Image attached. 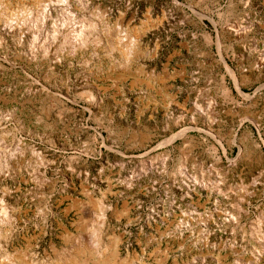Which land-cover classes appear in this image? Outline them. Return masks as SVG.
Returning <instances> with one entry per match:
<instances>
[{"label":"rangeland","instance_id":"1","mask_svg":"<svg viewBox=\"0 0 264 264\" xmlns=\"http://www.w3.org/2000/svg\"><path fill=\"white\" fill-rule=\"evenodd\" d=\"M50 1L0 0L38 23L0 34L1 263L96 253L99 225L113 264H264V0Z\"/></svg>","mask_w":264,"mask_h":264},{"label":"bare ground","instance_id":"2","mask_svg":"<svg viewBox=\"0 0 264 264\" xmlns=\"http://www.w3.org/2000/svg\"><path fill=\"white\" fill-rule=\"evenodd\" d=\"M50 1V0H49ZM40 2V1H39ZM51 2V1H50ZM50 2H49V4H50ZM2 3V2H1ZM42 4V3H41ZM47 5V4H46ZM8 6V5H7ZM25 10V9H24ZM24 10H19V11H16V12H14L13 14H11V15H8L7 13H6V15H4V14H1L0 15V17L5 21L4 23H6V24H4V26H0V34H2V35H7V34H9L10 32H18V35H19V37L20 38H22L23 37V32H25V28L27 29L28 27H29V25H31L32 24V22L33 23H36V22H34L35 20H33V19H31V20H33V21H31L30 19H29V15L31 14V12H29V14H27V13H25V11ZM45 10H46V12H47V9L45 8ZM10 11V10H9ZM4 12V11H3ZM1 13V12H0ZM42 15H43V17H44V14H45V11H44V14L43 13H41ZM47 14V13H46ZM46 14H45V17H46ZM33 15H35V14H33ZM37 15H39L38 13H37ZM38 17L39 16H37V20H38ZM1 18H0V21H1ZM31 18V17H30ZM35 18H36V16H35ZM42 18V16H40V20H42L41 19ZM47 19V18H46ZM36 20V21H37ZM39 21V20H38ZM43 21V20H42ZM45 21V20H44ZM92 22V21H91ZM1 23V22H0ZM42 23V22H41ZM45 23V22H44ZM13 24H15V25H13ZM36 24H38V23H36ZM9 25H10V27H9ZM40 25V24H39ZM38 25V26H39ZM12 26V27H11ZM43 27V26H42ZM29 29H30V27L27 29L28 30V32H29ZM35 28H33V30H34ZM94 29H96V24L95 23H90L89 24V26L87 27V28H85V27H83L82 29H80V31L79 32H77V34H75L74 33V35H76V36H74L75 37V40H74V42H73V40H72V42L74 43L73 45H76V48L77 47H82V46H85L89 41H90V38H91V31L92 30H94ZM26 30V31H27ZM37 31H40V29L38 30V29H36ZM35 30V31H36ZM58 30V29H57ZM32 31V30H31ZM35 31H33L32 33L34 34V32ZM53 31V30H52ZM55 31V30H54ZM60 31V30H59ZM64 31V30H63ZM42 32V31H41ZM61 32V31H60ZM60 32H58V33H60ZM65 32V31H64ZM73 32V31H72ZM30 33V32H29ZM71 33V32H70ZM43 34V33H42ZM64 33L62 32L61 34H59V35H63ZM93 34V33H92ZM66 35H69V34H66ZM72 35V34H71ZM70 35V36H71ZM30 36V35H29ZM38 36V35H37ZM40 36H42L41 34H40ZM40 36H38V38L40 37ZM56 36V35H55ZM58 36V35H57ZM56 36V37H57ZM64 36V38H66L65 37V35H63ZM73 36V35H72ZM108 36H109V38H110V48H111V50H117V49H119L118 47V45H121V38H124V40H125V42H124V44H123V50H122V58H123V61H124V64H125V67H126V69H128V66H129V63H130V61H131V59L133 58V56H135V54L136 53H138V36L137 35H135V34H133V33H131V32H126L125 31V33L123 34V36L121 37H119L118 35H117V37L115 38V37H112V35H111V33L109 32L108 33ZM7 37V36H6ZM16 37H17V35H16ZM34 37V36H33ZM35 37H36V35H35ZM60 37H62V36H60ZM1 38V37H0ZM19 38V39H20ZM26 38V37H25ZM29 38V37H28ZM42 38V37H41ZM49 38V37H48ZM47 38V39H48ZM1 39H3V38H1ZM0 39V40H1ZM18 39V40H19ZM35 39V38H34ZM50 39H53V40H55V38H50ZM62 39H63V37H62ZM67 39H69V38H67ZM67 39H63V41L64 40H67ZM94 39V38H93ZM92 39V40H93ZM118 39H119V41H118ZM20 40H22V39H20ZM37 40V38L35 39V41ZM43 40H45V39H43ZM49 40V39H48ZM70 40H71V38H70ZM101 40V38H96L95 40H94V42H96V43H98L99 41ZM123 40V41H124ZM24 41V40H23ZM32 41V40H31ZM34 40H33V44H34V42H35ZM47 41V40H46ZM50 41V40H49ZM52 42V41H51ZM50 42V43H51ZM68 42V41H67ZM63 43H65V42H63ZM70 43H71V41H70ZM69 43V44H70ZM43 44V43H42ZM46 45L48 46V45H51V44H47L46 43ZM72 45V46H73ZM45 49V48H44ZM121 49H122V47H121ZM48 50V49H47ZM235 79V78H234ZM236 84V83H235ZM226 89V92L228 93V90H227V88H225ZM239 89V88H238ZM240 93H241V91H239ZM210 105V104H209ZM211 106V105H210ZM208 107V110H210V108L211 107ZM196 108H197V106H196ZM212 112V111H211ZM150 163V162H149ZM146 165V164H145ZM141 166V167H139V168H137V169H135V170H133V171H131L130 172V177H129V179H128V181L126 182V183H128L127 184V186H129V185H132L133 184V182H135V181H138L139 179H141L142 177H144V176H146L147 174H151V173H154V172H157V170H158V167H157V165L155 164V163H151L150 165H148V166ZM1 169V168H0ZM0 172H2V171H0ZM28 173V172H27ZM35 173H37V172H35ZM37 174H39V173H37ZM2 175V174H1ZM35 176V175H34ZM38 177V176H37ZM39 178V177H38ZM40 179V178H39ZM44 179V178H43ZM36 180V179H35ZM42 180V179H41ZM127 180V179H126ZM214 181V180H213ZM41 182V181H40ZM218 183V180L216 181L215 180V182H211L210 181V183H208V184H205V187H206V185H207V187H209V188H211L212 190H214V191H216L217 192V190L219 189V185L217 184ZM39 186V185H38ZM4 192V191H3ZM2 201H3V199H2ZM2 204V203H1ZM7 204V203H6ZM6 204L5 205H1L0 206V223L4 220V217H7L8 216V213H9V208H8V206H6ZM8 205V204H7ZM104 207H103V205L101 204V203H98L97 204V206H96V215H97V218L99 217L100 218V220H99V224L101 223V225H103V222H104V215H105V213H104ZM98 218V219H99ZM11 219V218H10ZM6 222V221H5ZM95 225V224H94ZM94 228H95V226H94ZM261 228V227H260ZM86 229V226H82L81 227V230H85ZM1 231V230H0ZM100 230H99V225H98V227H96L95 229H94V238H95V240H96V243H98V245H97V250L95 251L96 253H92V251L87 247V245H86V243H81L80 245H79V253L78 254H76L75 256H70V258L69 259H67V264H89L90 263V261H89V258H95L94 260V263L93 264H113V263H116V262H118L119 261V252H118V248H117V244L115 243V242H112V243H110V244H108V245H105V244H103V241L101 242V236H100V232H99ZM260 232V231H259ZM257 235L259 236V237H261V238H263L262 240L264 241V235H262V234H259V233H257ZM259 240V239H258ZM262 244H264V243H262ZM264 246V245H263ZM96 248V247H95ZM264 248V247H263ZM78 250V249H77ZM93 254V255H92ZM3 259H5L6 260V263H4V264H16L18 261H20V258L18 257V255L16 256V255H11V253L9 254V253H7V252H5L4 254H3ZM21 259H23V258H21ZM4 261V260H3ZM22 262V261H21ZM240 262V261H239ZM238 262V263H239ZM242 262V261H241ZM241 262H240V264H241ZM0 264H3V263H1V260H0ZM247 264V263H246Z\"/></svg>","mask_w":264,"mask_h":264}]
</instances>
